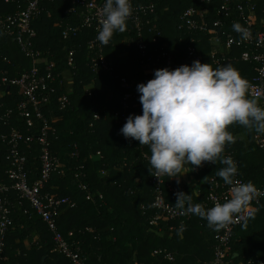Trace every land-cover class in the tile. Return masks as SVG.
<instances>
[{
	"label": "trees",
	"instance_id": "1",
	"mask_svg": "<svg viewBox=\"0 0 264 264\" xmlns=\"http://www.w3.org/2000/svg\"><path fill=\"white\" fill-rule=\"evenodd\" d=\"M238 1L235 0L236 3ZM255 2L258 14L264 18V0ZM143 3L155 5L153 16L161 31L157 42H154L156 35L147 32L145 38L150 48L164 46L174 58L172 64H163L159 69L167 67L174 70L182 65L191 66L193 61L188 56L191 43L203 54L212 51V35L200 30L181 29L180 18L188 8L195 7L205 11L207 21L212 23L218 18L222 0H135L137 5ZM20 5L25 7L26 0H0V17L16 12ZM41 8V14L34 22L37 30L34 44L42 52L43 59L53 64L56 77L52 102L44 113L50 123L52 151L64 164L53 174L46 192L58 197H70L78 203L76 207L64 209L58 217L59 231L65 237L73 232V239L80 242L87 256V264H195L212 260L215 236L222 229L216 231L209 227L206 219L193 215L182 234L178 221L165 220L164 223L174 225L175 230L164 234L149 225V217L157 212L153 206V169L143 158L140 143L126 139L121 134L123 121L116 115L123 110L127 93L121 78L134 81L133 95L128 103L134 112L142 115L137 85L153 79L155 72L154 69L144 71L139 51L134 42L130 43L129 37L134 34L131 21H127L125 32L114 33L110 42L104 45V53L113 61L115 73H97L92 68L89 49L90 43L97 37V31L84 27L68 38L63 35L65 28L81 23V8L73 0H47L41 4ZM223 22L220 31L229 33L234 32V23L242 24L243 20L234 13L231 18H223ZM222 39L225 42L226 36H222ZM118 42L124 44L118 45ZM70 51L75 52V67L69 64ZM241 51L234 48L231 55H239ZM0 54L10 60L9 63H0V84L4 70L8 71V76L15 77L32 66V59L26 56L14 39L2 31ZM208 64L213 69L231 65L248 81L247 97L255 100L249 95L250 85L256 75L255 65L241 60L224 61L220 65ZM68 70L73 74L71 104L61 109L59 98L68 93L64 83V73ZM2 88L6 94L0 99V114L8 108H16L22 99L17 87ZM255 101L261 107L260 101ZM16 121L14 118L12 123L18 125ZM21 126L28 133L25 126ZM41 126L42 121L35 119V126L29 132L34 134V140L25 146L31 182L37 180L41 170V145L38 139ZM227 130L234 136L235 143L227 144L222 155L230 156L236 163L238 174L235 179L241 178L255 186L262 185L264 150L256 143L258 134L239 124L230 125ZM242 135L251 139L248 146ZM144 149L151 155L149 146L144 145ZM6 154L7 147L0 139V182L9 181ZM186 166L201 181V186L198 190L194 189L183 180L182 172L175 178L168 176L165 199L175 204L177 193L183 192L191 195L192 202L205 207L207 196L214 188L211 179L224 182L216 175L224 165L217 159L216 164L205 162L199 167ZM82 183L91 192L103 194V198L96 202L88 201L85 191L80 187ZM172 186L177 192L171 189ZM10 200L14 224L7 237V254L11 257V264H69L63 254L53 251V234L30 205L27 202L22 205L16 192H12ZM25 209L30 212L25 213ZM229 246L226 264L264 263V198L254 207L251 217L234 229ZM159 248L173 252L176 261L171 263L155 255L154 251Z\"/></svg>",
	"mask_w": 264,
	"mask_h": 264
},
{
	"label": "built area",
	"instance_id": "2",
	"mask_svg": "<svg viewBox=\"0 0 264 264\" xmlns=\"http://www.w3.org/2000/svg\"><path fill=\"white\" fill-rule=\"evenodd\" d=\"M6 1L8 2L9 0ZM45 1L47 0H26L27 5L25 7L20 5L16 12L0 17V31L14 39L26 56L32 59L31 68L24 70L18 76L10 77L8 76V71L4 70L0 84V99L6 94V91L2 88L3 86H8L9 89L11 86L17 87L22 97L16 108H8L4 113L0 114V139L7 147L6 173L9 180L0 182V264H11V257L7 254V237L10 228L14 224L10 208V195L12 192H16L22 205L27 202L31 209L48 225L55 242L54 252L63 254L69 260V264H87V256L84 255L80 242L73 239V232H70L69 237H65L58 227V217L63 210L76 207L77 201L70 197H58L55 194L46 192L47 185L51 181L53 174L59 171L64 164L52 151L50 123L44 113L47 106L51 104L53 93L55 92L54 83L56 77L53 73V64L43 59L42 52L36 49L34 44L37 37L34 22L39 18L42 11L41 4ZM207 1L210 2V0ZM73 2L81 8V23L65 28L63 31L64 37L68 38L84 27L94 29L99 34L102 22L105 19L103 7L106 0H73ZM131 3L133 13L128 20L133 24L132 31L134 34L129 39L131 44L135 43L139 51V60L144 71L158 70L163 64H172L173 55L164 46L151 49L149 41L145 38L147 32H150L156 35L154 42H157L158 36L161 35L156 17L154 18L153 16L155 14V5L153 3L137 5L135 0H131ZM257 10L258 7L255 0H239L237 3L235 0H222L218 8V18L209 23L205 11L190 7L180 18V28L207 32L212 35V39L218 43L225 44L229 49L227 53H219L212 50L209 54H203L195 44L191 43L188 46V56L193 62L199 60L202 64H208L209 62L214 65H220L224 61L241 60L255 65L256 75L250 85L249 95L251 98L259 100L261 107L264 108V18L260 17ZM234 13H237L239 18L243 20L241 25L250 31L249 39L243 40L241 35L235 31L229 33L220 31V27L224 23L223 18H231ZM232 22L235 21L233 20ZM222 36H226L225 42H223ZM234 48L242 49L239 55H231ZM89 49L91 52V65L95 72L115 73L113 61L106 57L104 45L97 37L90 43ZM207 59L208 62L206 61ZM1 62L9 63L10 60L0 54ZM75 63V52L70 51L69 64L75 67ZM121 83L127 93L124 97L123 110L117 112L116 115L121 117L124 125L129 117L128 111L132 109L128 99L133 95L132 89L135 84L134 81H129L126 77L121 78ZM59 103L61 109H66L71 104L70 93L61 96ZM95 117H98V115ZM14 118L17 120L18 125L12 123ZM35 119L42 121L38 135L41 145V170L37 180L31 182L25 146H29L34 140V134L29 132L35 126ZM21 124L25 126L28 133L25 132ZM256 143L264 150V135H260ZM141 149L143 158L150 163L151 155L145 151L144 145H141ZM152 169L153 206L157 209V212L149 217V225L161 234L171 233L175 230V226L169 225V223L165 224V220L178 221L180 226H186L193 214L181 215V210L176 208L175 204L166 201L165 184L168 175H162L157 178L155 177L156 170ZM236 179L246 183L241 178ZM211 181L214 188L208 194L207 201L204 204L209 209L214 207L215 203L223 204L231 198V186L214 178ZM80 187L85 191V198L88 201L96 202L97 199L103 198V194L91 192L84 183ZM255 187L264 192V183ZM171 189L177 192V189L173 188V186ZM263 198L264 195L255 197L249 206L234 218V222L231 225L223 228L215 236L216 245L212 260L195 264H226L234 229L251 217L254 207L259 205ZM29 212L28 209H25V213ZM154 254L164 257L171 263L176 261V255L167 249H156ZM139 264L146 263L142 262ZM260 264L264 263L261 262Z\"/></svg>",
	"mask_w": 264,
	"mask_h": 264
},
{
	"label": "clouds",
	"instance_id": "3",
	"mask_svg": "<svg viewBox=\"0 0 264 264\" xmlns=\"http://www.w3.org/2000/svg\"><path fill=\"white\" fill-rule=\"evenodd\" d=\"M132 13L131 0H106L105 19L97 39L107 45L114 33L125 32ZM232 28L243 40L250 38V31L240 23ZM248 87V81L231 65L213 69L196 60L191 66L158 69L153 79L137 85L142 115H129L120 129L126 139L149 146L150 165L157 178H175L186 164L199 167L205 162L216 164L220 159L224 167L216 175L231 186L230 199L205 209L202 204H193L191 195L180 192L175 203L181 215L206 219L216 231L231 225L255 197L264 195L252 182L235 179L236 163L222 155L227 144L235 143L227 130L230 125L239 124L264 134V108L247 97ZM185 230L186 226L181 225L179 232Z\"/></svg>",
	"mask_w": 264,
	"mask_h": 264
},
{
	"label": "crops",
	"instance_id": "4",
	"mask_svg": "<svg viewBox=\"0 0 264 264\" xmlns=\"http://www.w3.org/2000/svg\"><path fill=\"white\" fill-rule=\"evenodd\" d=\"M119 44H124V42H118ZM212 50L217 51L219 53H227L229 49L225 46V44L218 43L216 40L212 39ZM64 83L68 93H72L73 91V74L70 70L64 73ZM135 114L140 115V112H134L133 109L128 111V115ZM260 136V134L256 135L255 140ZM242 139L245 141L246 145L248 146L251 142V139H248L246 136L242 135ZM64 167V165H63ZM182 178L183 180L191 185L194 189L198 190L201 186V181H198L195 176L193 175L190 167L186 166L182 171ZM68 209V208H65Z\"/></svg>",
	"mask_w": 264,
	"mask_h": 264
},
{
	"label": "water",
	"instance_id": "5",
	"mask_svg": "<svg viewBox=\"0 0 264 264\" xmlns=\"http://www.w3.org/2000/svg\"><path fill=\"white\" fill-rule=\"evenodd\" d=\"M136 260H137V258H136Z\"/></svg>",
	"mask_w": 264,
	"mask_h": 264
}]
</instances>
